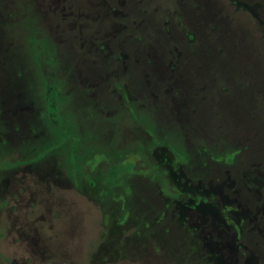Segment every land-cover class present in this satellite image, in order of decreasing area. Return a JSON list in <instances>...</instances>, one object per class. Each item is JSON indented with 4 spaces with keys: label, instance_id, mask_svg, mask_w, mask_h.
Masks as SVG:
<instances>
[{
    "label": "rangeland",
    "instance_id": "obj_1",
    "mask_svg": "<svg viewBox=\"0 0 264 264\" xmlns=\"http://www.w3.org/2000/svg\"><path fill=\"white\" fill-rule=\"evenodd\" d=\"M169 1L0 0V264H264V0ZM216 30L226 58L208 44ZM33 36L53 46L64 109L83 122L77 134L132 150L122 107L150 98L198 156L226 135L222 155L188 167L165 145L112 167L97 152L75 174L59 148L41 147L53 132L26 61ZM12 50L22 74L5 66ZM144 185L152 207L128 209L134 190L149 199Z\"/></svg>",
    "mask_w": 264,
    "mask_h": 264
},
{
    "label": "trees",
    "instance_id": "obj_2",
    "mask_svg": "<svg viewBox=\"0 0 264 264\" xmlns=\"http://www.w3.org/2000/svg\"><path fill=\"white\" fill-rule=\"evenodd\" d=\"M171 3V0L169 1ZM170 5V4H169ZM202 17L200 13V18ZM27 27V25H25ZM258 31L261 32L260 41L264 44V35L262 33V30L258 28ZM225 32V31H224ZM259 32V33H260ZM200 30H198V34L200 35ZM220 31H215L214 34H211L214 36V39L207 38L208 44H211V49L215 53V47L214 43L217 47V54L222 57L226 58L228 57V50H226L225 40L224 36H221ZM206 33L203 32L202 36L205 37ZM226 36H229L227 34ZM10 37V36H9ZM201 38V36H199ZM212 37V36H211ZM8 40V39H6ZM198 40L193 38V43H196ZM27 45L25 50H27L28 53V60L26 56L27 62H30V66L33 68V75L36 78L37 86L40 92L42 93V97L45 100L46 104V110H45V118L46 123L49 124L52 128V138L47 140H42L41 147L44 148H51L52 146L55 147V150L59 148L63 153H65V161L69 165V169L74 172L75 174L79 173V167L82 165V163L87 160L88 158H91L94 153L100 152L105 154L111 164L112 167H115L117 163L124 157L126 153L131 152H140V153H148V151L154 147L157 146H168L170 147L177 155V157L188 167H190L193 162L195 161V157H219L222 155V144L225 143L224 137H217V140L215 139V143L212 144L213 146H206V156H201L199 154V151L202 149H196L194 144V139H188L187 138V131L185 135H182L176 128L169 126L168 124H172V122L167 120V118L164 117V111L161 109V105H159L157 102L153 101L150 98H146L144 100L139 101H129L125 104L124 107H122L123 114L125 115V121L128 124L132 125V129L134 130V135L136 136L138 142L136 145L132 148V150L129 149H121L118 144H116V138L111 139L109 142H101V137L95 134H77L73 130V126H77V124H83L81 118L79 116H75L71 113H69L67 110H65V104L62 102L63 99L66 98V96H61V94L66 90V85L64 84L63 80L56 79L57 77H54L52 73H55L58 68L59 64L57 61L55 62L53 60V56L55 57L53 51L52 44L45 38H36L35 36L28 38ZM193 44L191 45L192 48ZM210 48L208 47V50ZM24 50V52H26ZM17 52V53H16ZM18 50H12V53L6 54V60H5V66L16 74H22L23 70L20 68V61H17L15 58L17 56L22 57L23 54L20 53ZM198 53V52H197ZM197 55V54H194ZM217 61L221 63L222 66V60L217 57ZM188 60V59H187ZM186 60V61H187ZM190 61V60H189ZM189 63H193L192 61ZM188 63V67H190L191 64ZM193 63L192 65H194ZM197 66L201 67L202 65L196 64ZM206 69L204 67L201 68L204 71H212L208 64L206 65ZM214 69V68H213ZM209 73V72H208ZM32 74V73H31ZM28 75V74H26ZM128 75V73H127ZM185 77V75H183ZM129 76L127 79H124V81H129ZM184 81L187 83V81L184 79ZM215 81V79H214ZM216 82V81H215ZM132 84V83H131ZM185 84V83H184ZM220 84V83H218ZM117 87L121 90V85L117 84ZM130 85V90L135 94L137 93L139 89H141V83L139 84V79L137 80L136 84ZM187 86V85H186ZM222 87V91L224 92V86L219 85ZM74 87L73 85L70 87ZM139 93V92H138ZM180 112V110H179ZM181 113V112H180ZM95 119V116L94 118ZM94 121V120H90ZM107 124L112 127L113 124H117L118 121L111 118L109 121H107ZM102 123V122H101ZM68 124L71 126L72 133H75V136L77 137V142L71 146L72 149L69 147V143L62 141L61 134H64V131L68 130ZM73 125V126H72ZM142 128H145L147 132L151 133L153 136V141H146V138L144 136L145 133L141 131ZM204 142V141H200ZM207 143L205 140L204 144ZM203 144V146H204ZM201 145V144H199ZM202 146V148H204ZM226 149V148H225ZM195 158V159H194ZM205 161L206 163L208 162ZM202 176V175H201ZM199 176V179L201 178ZM120 183V181H118ZM122 184H125L124 182H121ZM113 181L109 182L106 188V195L101 200V207L102 210H106V207L108 206V203L111 198V194L113 192ZM147 189V195L150 194V191L148 192L149 188L147 185H144ZM130 197H133L132 199H129L130 206L128 205L127 208L130 209V207H133L134 205H140L142 207L149 208L152 207V199L151 196L148 195L149 199L146 198L143 194L138 193L136 190H134V194ZM133 200H135L134 203ZM132 205V206H131ZM161 209H158L157 213L161 212ZM185 240H191V234L185 233ZM197 252L201 256L205 255L206 253L202 249V245L197 247Z\"/></svg>",
    "mask_w": 264,
    "mask_h": 264
}]
</instances>
